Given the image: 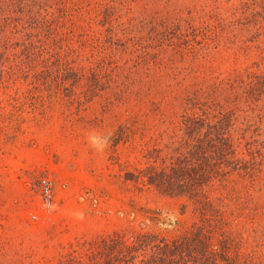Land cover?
Masks as SVG:
<instances>
[{"label":"rangeland","instance_id":"rangeland-1","mask_svg":"<svg viewBox=\"0 0 264 264\" xmlns=\"http://www.w3.org/2000/svg\"><path fill=\"white\" fill-rule=\"evenodd\" d=\"M244 2H65L66 22H56L63 24L62 39L51 55L24 62L20 71L6 69L0 78V264H54L60 253L84 249L82 241L100 235L117 232L130 238L143 231L171 238L190 225L195 214L189 204L182 212L184 199L164 196L124 175L138 174L150 165L160 168L161 159L170 153L162 145L176 139L180 123L178 108L165 119L150 116L137 124H130L127 109L149 92L166 89L179 94L193 80L184 72L130 77L144 53L142 44L154 47L147 34L151 29L166 43L179 36L181 42H173L183 43V49L186 40L192 47L204 45L196 47L203 48V58L214 59L217 72H262L251 59H234L232 51L215 47L208 40L210 32L203 35L211 15L229 17ZM199 15L204 23L195 18ZM104 27L127 43L138 40L127 56L116 55L120 64L111 72L98 65L107 38L96 36ZM73 31L76 37L70 40ZM91 135L108 139L104 151L90 145ZM42 179L51 183L52 207L43 203ZM242 250L244 256L253 255L250 244Z\"/></svg>","mask_w":264,"mask_h":264},{"label":"trees","instance_id":"trees-1","mask_svg":"<svg viewBox=\"0 0 264 264\" xmlns=\"http://www.w3.org/2000/svg\"><path fill=\"white\" fill-rule=\"evenodd\" d=\"M66 1L0 0V78L6 69L20 71L24 62L51 55L62 39L63 24L56 22H66ZM195 18L204 23L200 15ZM210 19L203 35L210 32L215 47L232 51L234 59H251L263 71L234 69L225 75L216 71L214 59L203 58V48L196 46L204 45L192 47L186 40L183 49V43L173 42H181L179 36L166 43L151 29L147 34L154 47L142 44L144 53L130 78L184 72L193 82L179 94L149 92L127 109L130 124H137L150 116L165 119L178 108V133L162 145L170 151L162 166L128 171L124 178L184 199L182 212L191 205L194 219L171 238L143 231L131 239L117 232L100 235L82 241L84 249L60 253L54 264H264V0H245L229 17ZM105 36L98 65L111 72L120 64L116 55L127 56L138 40L127 43L109 27L96 37ZM75 37L73 31L70 40ZM10 57L16 61L9 62ZM119 139L118 134L115 144ZM249 244L253 255L247 257L242 248Z\"/></svg>","mask_w":264,"mask_h":264},{"label":"built area","instance_id":"built-area-1","mask_svg":"<svg viewBox=\"0 0 264 264\" xmlns=\"http://www.w3.org/2000/svg\"><path fill=\"white\" fill-rule=\"evenodd\" d=\"M41 194L43 196V203L47 207L54 205L52 186L48 179H42L40 181Z\"/></svg>","mask_w":264,"mask_h":264},{"label":"clouds","instance_id":"clouds-1","mask_svg":"<svg viewBox=\"0 0 264 264\" xmlns=\"http://www.w3.org/2000/svg\"><path fill=\"white\" fill-rule=\"evenodd\" d=\"M88 139L90 145L93 146L98 152L104 151V149L107 147L108 139L106 137L91 135Z\"/></svg>","mask_w":264,"mask_h":264}]
</instances>
